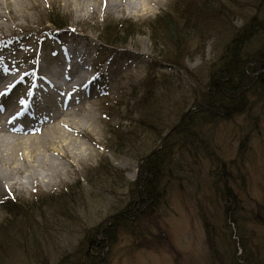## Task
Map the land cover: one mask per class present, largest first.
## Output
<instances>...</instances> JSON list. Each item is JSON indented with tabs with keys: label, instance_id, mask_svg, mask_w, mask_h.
Wrapping results in <instances>:
<instances>
[{
	"label": "rangeland",
	"instance_id": "374dc122",
	"mask_svg": "<svg viewBox=\"0 0 264 264\" xmlns=\"http://www.w3.org/2000/svg\"><path fill=\"white\" fill-rule=\"evenodd\" d=\"M200 1L160 0L157 6L134 12L127 6L129 0H37L25 18L12 20L7 14L5 19L0 18V79L14 73L9 85L0 82V115L8 113L13 118L19 114L38 88L53 100L63 101L54 88L46 85V79L54 80L51 85L62 94L65 76L70 75L72 80L73 70L85 63L78 70L82 77L77 88L81 102L69 114L76 120L89 115L94 119L89 125L80 122L82 135L73 137L90 149L92 157L83 154L71 166L58 160L66 173L51 182L44 179L24 188L19 186L23 178L16 176L11 194H0V203L9 198L18 204L9 211L10 206L0 205V264H58L81 247L90 230L104 229L127 203L142 157L158 148L157 138L178 123L181 111L187 107L195 110L190 105L196 99L197 83L202 82L221 52L222 44L214 33L203 41L196 40L194 32L189 39L184 33L180 40L186 38L181 43L185 51L180 59L183 45L177 46L168 40V34L163 35L166 22L179 30L171 16L175 2L196 8ZM217 3V33L223 26L226 34L232 32L246 15L257 10L261 17L264 15V0ZM52 18L66 23L67 28L53 31L48 23ZM108 31L113 34L111 47L100 40ZM252 40L248 46L251 51L258 48V40ZM66 44L67 54H62ZM30 58L36 67L25 72ZM178 58L177 64L182 62L183 66L170 63ZM22 74L25 77L19 82ZM99 74L101 81L97 80ZM148 87L150 94H146ZM262 94L248 100L246 112L220 121L212 130L205 125L195 129L201 138L211 137L210 148L221 160H216L218 168L222 165L230 175L225 188L240 201L236 208L240 214H235V219L226 218L224 204L213 202L216 194L209 175L213 160L206 158L203 150L197 157L184 150L177 152L169 160L170 166L166 165H180L181 176L170 182L167 204L157 210L160 214L153 220V227L134 237L119 232L113 245L106 243L105 264H234L231 259L235 248L237 255H254L259 258L258 264L264 263ZM30 101L32 111L28 108L18 115L25 131L37 128L42 120L28 123L21 119L35 117L41 106H48L38 98ZM143 111L150 113L148 120L142 118ZM0 137L7 139L3 134ZM205 221L212 230L211 245ZM161 237L164 240H159ZM211 248H216L214 262Z\"/></svg>",
	"mask_w": 264,
	"mask_h": 264
},
{
	"label": "trees",
	"instance_id": "16d2710c",
	"mask_svg": "<svg viewBox=\"0 0 264 264\" xmlns=\"http://www.w3.org/2000/svg\"><path fill=\"white\" fill-rule=\"evenodd\" d=\"M217 1L201 0L196 8L184 7L175 2L172 10L173 15H171L175 19L172 22H177L181 32L177 30L176 24V26L173 25L176 29H173L168 27L171 23H165L166 28L163 35L168 34L170 38L168 40L177 46L186 41V38L183 41L180 40L184 33H187L189 39L192 32L194 35L196 33L195 39L198 41H203L205 36H212L214 33V36L217 35L219 43L222 44L216 63L208 68L202 82L197 83L196 99L192 100L190 105L195 110L187 109V107L181 111L178 123L165 135L161 137L159 135L157 138L158 148L142 157V163H139L138 177L132 183L133 188L128 194L127 203L120 211L118 210L116 214L112 215L107 226L104 229L99 228L96 232L90 230L84 237L81 247L66 254L58 264H105V245H113L119 232H126L127 235L134 237L137 233L145 232L144 229L147 230L153 226V220L160 214L157 213V210L167 204L168 191L171 188L170 182L175 180L177 175L181 176L180 172H182L180 165L176 169L169 168L166 163L170 166L169 160L175 157L177 152L181 154L183 150L189 156L196 157L199 156L197 153H203V150V155L213 160L214 169L210 170L214 195L216 194V200L213 198V202L219 203L220 206L221 203L224 204L222 212L226 218L235 219V214H240L239 210H236L240 206V201L232 190L225 188L227 177L230 175L222 165L218 168L216 160L219 162L221 160L210 148L211 137L203 139L195 129L205 125L212 130L220 121H226L231 116H238L241 114L240 111L246 112L247 106H249L248 100L264 93V15L261 17L257 10L253 14L246 15L240 27L234 28L232 32L229 31L231 34L224 32V26L217 33L218 17L216 13L220 12ZM233 1L235 2V0ZM61 22L56 18L49 20V23L56 28L66 26V23ZM157 31L159 32V29ZM253 38L258 40V48L251 51L248 46ZM104 40L108 45H112V32L104 33ZM181 45L183 48H180V53H178L181 56L180 59H183L182 54L185 51V46ZM180 59H173L171 63L183 66L182 62L180 65L177 64ZM170 60L167 61L170 62ZM262 96L264 95L262 94ZM147 115L149 116L150 113L146 114L143 111L142 118L148 120ZM173 153L175 154L173 155ZM173 174L174 177H172ZM220 184L219 188L217 185ZM226 202L227 204H225ZM7 206H10L8 211L18 208L16 203L13 205L7 203ZM145 224L148 227H145ZM208 224L205 221L208 245H211L212 230H209ZM210 227L212 228L211 224ZM163 237L165 236L163 235ZM159 240H164V238L161 237ZM142 242L146 243L147 241L143 239ZM213 251L216 254V248H213ZM231 262L237 264L233 258ZM257 262L254 255L247 256L245 254L244 264H258Z\"/></svg>",
	"mask_w": 264,
	"mask_h": 264
},
{
	"label": "bare ground",
	"instance_id": "6f19581e",
	"mask_svg": "<svg viewBox=\"0 0 264 264\" xmlns=\"http://www.w3.org/2000/svg\"><path fill=\"white\" fill-rule=\"evenodd\" d=\"M36 1L0 0V10L2 11L0 18L5 19V14L12 20H17L19 17L25 18ZM159 2L160 0H141L138 3L136 0H129L127 6L131 11L143 12L148 6L159 5ZM81 66L84 67L85 64ZM73 75H75L73 82L79 86L82 77L77 72ZM69 76L66 75V77ZM13 79L14 75L10 72L9 75H3L0 82L9 85ZM49 81L50 84L46 85L54 88L55 93L60 95L57 88L51 85L54 80L49 79ZM66 81L63 82L65 86L63 90L66 92L64 95L61 94L62 100H65L64 103L56 102L50 94L41 88L36 91V99L38 98L41 104L48 103V106H41L40 113L33 118V122L42 120L37 126L38 129L34 126L25 131L12 122L10 114L0 115V134L7 136V139L0 137V194L3 192L11 194L10 192L17 184L12 181L16 176L23 178L19 186L24 188L35 185L40 180L51 182L60 174L66 173V167L61 165L58 160H64L68 166H71L74 160L80 159L83 154L93 156L89 148L84 147L73 137L82 135L78 130L80 122L82 125H89L94 123V119L89 115L76 120L69 114L70 109L81 102V96L76 90L77 86L70 85V87L67 85L70 80ZM43 129L44 131L41 133L40 131ZM9 139L12 140L9 142ZM42 169H46L43 170L46 174L41 172Z\"/></svg>",
	"mask_w": 264,
	"mask_h": 264
}]
</instances>
